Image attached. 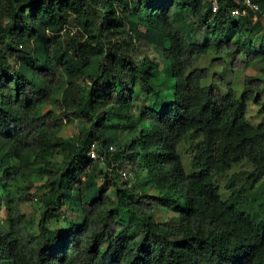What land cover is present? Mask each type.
<instances>
[{
	"label": "clouds",
	"instance_id": "9594fccd",
	"mask_svg": "<svg viewBox=\"0 0 264 264\" xmlns=\"http://www.w3.org/2000/svg\"><path fill=\"white\" fill-rule=\"evenodd\" d=\"M19 2L22 3L23 0H19ZM226 2L227 0H225ZM44 3L47 4L48 0H44ZM201 3L204 5V10H207L208 6L212 7L213 19L209 20V23H213L215 13L222 7L221 0H201ZM232 3L236 7H228L221 15L225 20L240 22V33L237 39L243 41L249 36H264V0H232ZM18 7L17 3L9 9L5 4L4 10L0 11V67L6 66L10 72L20 74L23 93L12 109L21 117L16 125L17 139L11 146L12 151L19 153L21 157L20 159L13 158L11 161L18 169L17 183L26 184L27 178L34 174L35 166L30 163L26 165L24 157L30 156L37 150L35 145L44 135L55 139L60 130L72 128L74 130L73 141L79 144L77 139L79 128H91V121L101 114L108 115L109 123L151 125L153 128L159 127L161 131L168 134L174 127L182 123H195L204 120L206 116L214 117L210 111L211 103H214L217 108L221 106L226 108L225 118L230 122L232 115L239 108L240 94L248 91V108L245 115L239 120L237 127L250 131L254 135L264 133V128L257 127L264 122V112H260V109L264 108V74H261L260 82L253 85H249L247 82L250 68L256 73L264 72V60L249 65L243 49L234 59L233 54L240 47L235 42L221 46L218 50L214 48L202 55L197 51L198 45L192 43V41L200 40L204 34L202 28L198 33L194 30L198 25L199 15L192 13L190 9L181 11L182 0H121L119 4L113 5L114 16L110 17L115 22L113 28L116 24L121 25L119 31L109 29L103 33L100 32V25L104 21L108 9L101 7V0H85V9L79 16L74 10L69 9H65V12L62 13L68 19V23L63 25L62 31L54 30L47 23L35 22L33 26L38 27L39 32L33 36L31 41L21 39L20 29L27 21L19 17L15 20L18 25L17 29L9 34L10 25L13 23L12 13ZM84 11L88 13L87 16L84 15ZM24 15L27 16V11L24 12ZM56 19L58 20L59 17ZM83 19L91 21V26L97 31L98 38L104 42L105 52H112L116 57L121 58L122 68L115 64L112 57L103 61V65L100 67V72L103 73L101 83L104 78L115 77L128 84L123 95L117 92L105 93L103 90L94 94L92 100L96 111L94 114H90L87 119L84 113H91V109L87 107V93L89 85L93 81L82 72L74 78L75 91L73 92L69 89L68 73L56 59L57 46L61 51H68L71 56V49H66L65 45L72 40L87 39L90 33H86L83 29ZM105 27L108 28V25ZM149 27L160 33L161 38L152 41L144 39ZM37 36L41 39L52 38L44 68L35 67V63L38 62L32 59L37 55ZM57 36H59L58 40ZM10 44L12 47L23 48L24 51L11 53L8 48ZM214 55H219L222 59L211 65L208 71H199L200 67L208 66L204 62L210 63L211 57ZM73 62L78 64L80 58H76ZM148 65L155 68V74L151 80L143 72V69ZM29 68L32 70L29 71ZM213 73L218 74L214 76ZM160 79H163L165 83L162 87H157L156 81ZM173 84L176 86V99L180 101L179 104L166 105V114L153 112L146 107L158 104L161 99H171L170 92ZM249 89L251 90L249 91ZM81 92L85 99L77 100L73 104L71 97L78 96ZM256 92L261 93V99L258 104H252ZM97 95L100 97L99 100H97ZM8 97L9 99L14 98L12 90H9ZM66 98L68 99L67 103H65ZM205 104H209L210 107L202 112L201 109ZM2 105L3 101L0 100V106ZM49 108L54 109V115H45ZM141 111L144 113L143 121L140 117ZM116 113H120L123 119H116ZM257 113L260 114L257 115ZM42 116L44 118L40 119ZM214 126L219 127L220 125ZM2 131L4 130L0 129V132ZM124 135L126 136L127 133L125 132ZM201 139L204 141L202 149L206 148L208 146L206 134H202ZM229 140L239 143L236 133H233ZM7 143L0 137V145H7ZM219 143L220 140H217V144ZM253 148H255V154L264 155V139L258 140L257 145H248L245 152ZM4 151L7 149L5 148ZM117 151V148L106 146L102 140H93L91 148L87 152V155L93 158L97 166L92 183L99 187L105 183L106 176L109 183H115L117 187H125L126 191L132 194L129 206L133 207L140 217L136 224L139 234L142 235L146 227L148 229L153 227L154 221L158 224L170 220L175 221L178 212H182L184 216H190L191 219H183L182 216L180 223H173V231L168 234L165 241L160 242L164 247H168V240H180L185 235L201 231L217 237L222 236L220 242L224 248H235V254L243 257L242 264H260L261 261H264V240L260 241L259 248L237 247L239 244L252 242L251 238L254 232L251 229L235 228L224 223L223 220H217L211 226L209 225L207 214L204 213L203 207L197 203L198 197L195 191L188 192L190 182L187 178H181L177 195L183 196L184 193H187L185 198L190 199L197 208L194 216L190 211L184 209L173 212V202L170 200L144 198L145 173L149 172L150 168L145 166L142 158H138L134 164L115 160ZM3 154V151H0V156ZM190 155H197L195 148L192 149ZM213 155L218 157L219 153ZM242 163L248 166V170H251L248 161H242ZM37 164L40 167H45L39 161ZM46 167L47 173H41L43 187L31 189L34 197L50 193L52 182L60 174L52 164ZM100 169H103L104 175H100ZM242 170L239 165H235L231 169L223 167L217 175V169H211L216 181L223 180L225 183L232 178V172ZM261 170L264 171V168ZM244 178L246 177L240 179L237 188L243 183ZM125 182L127 183L125 184ZM261 183L264 184V179ZM181 188L183 192L180 191ZM152 191H157V187H153ZM28 192L29 189L18 192L12 186V182L9 183L7 190L0 187V197L4 198L0 203V264H42V262L43 264H63L59 256L54 261L50 260L48 250L41 253L40 249L45 242L50 241L51 237L65 235V233L59 232L61 228L68 229L81 224V221L84 223L80 226L79 231L74 229L72 234H68L72 241L69 244L71 249L70 264H87V261L92 259L87 253V245L96 238L97 234L105 233L106 239L110 231L119 227L114 223L115 214H113L112 220L106 221L107 213L97 206L99 202L94 201L89 204L82 195H78L72 201L64 203L61 210L52 219L41 223L39 228L26 230L24 227L26 220L21 216V213L29 207L39 205L38 198L33 199L31 205L22 202L28 196ZM9 199L13 201L10 205L12 209L10 212L5 207ZM120 199L126 200L127 198L122 196ZM113 201H118L115 194H112L111 201H105V203L112 206ZM137 201H139L138 204ZM117 206L124 207L120 203ZM122 215L126 217L127 213H122ZM148 216H152L153 220L149 221ZM105 223L109 224L107 229ZM8 233H11L16 244L12 246L7 244ZM188 246L196 250L197 254L193 259L197 261V264H216L214 260L200 253L199 240L188 241ZM258 251L260 252L259 256L256 255ZM245 253H247L246 256ZM172 259L174 260V257ZM92 264H99L98 258L93 259ZM229 264L232 262L229 261Z\"/></svg>",
	"mask_w": 264,
	"mask_h": 264
},
{
	"label": "trees",
	"instance_id": "16d2710c",
	"mask_svg": "<svg viewBox=\"0 0 264 264\" xmlns=\"http://www.w3.org/2000/svg\"><path fill=\"white\" fill-rule=\"evenodd\" d=\"M121 0H101V7L108 9L105 14L104 21L100 25V32L103 33L109 29L119 31L121 25L116 24L113 28L114 21L110 17L114 16L113 5L119 4ZM19 4V7L12 13L13 23L10 25L9 34L15 31L18 27L15 20L19 17L27 22L20 29L21 39L31 41L33 36L39 32V28L33 26L35 22L40 21L47 23L54 30L62 31L63 25L68 23L66 15L62 13L65 9L74 10L79 16L81 11L85 9V0H48L45 4L44 0H0V11H3L5 4L11 9L14 4ZM222 7L215 13L211 6L204 10V5L201 0H182V8L190 9L192 13L199 15L198 25L195 31L204 30V35L198 41H192L198 45L197 51L202 55L210 52L214 48L218 50L221 46L235 42L240 45L237 48L235 56L239 54L241 49L245 53V57L251 65L255 61L264 60V36L252 37L241 41L237 39L240 33V22L237 20H225L222 17L228 7H236L232 0H221ZM27 11V16L24 12ZM84 15L88 13L84 11ZM59 17L57 20L56 18ZM59 25V28L57 26ZM108 25V28L105 27ZM82 27L86 33H90L87 39L79 41L72 40L67 45L66 49H71L72 55L68 51H61L59 46L56 48V59L65 71L68 73L69 89H74V78L78 77L82 72L87 74L89 79L93 81L89 85L87 93V107L91 109V113H84L87 119L90 114H94L96 109L92 100V96L98 91L103 90L105 93L117 92L123 95L128 84L125 81L116 79L115 77L104 78L101 83L103 73L100 72V67L103 61L109 57L113 58L115 64L122 68L121 58L116 57L112 52H105L103 40L98 38L97 31L91 26L89 19H83ZM149 41L160 39L161 34L149 27L146 36L143 37ZM59 36H57V40ZM37 55L32 58L35 67L44 68L47 63L48 49L52 44V38L41 39L37 36ZM9 52H23L20 47L8 46ZM76 58H80V62L74 63ZM90 58V59H86ZM222 59L221 56L215 55L211 59L212 64H216L217 60ZM96 61V63L94 62ZM95 65L94 70L92 67ZM28 67V65H26ZM32 69L29 68V71ZM201 72L209 70L208 66H202L198 69ZM144 75L151 80L155 74V68L148 65L143 69ZM218 73H213L217 75ZM259 76H248V84L253 85L260 82ZM30 82V81H29ZM165 81L160 79L156 81L157 87H162ZM99 86V87H98ZM82 87V86H80ZM14 92V98L9 99L8 92ZM251 89H249L250 91ZM134 91V89H132ZM22 85L20 74H14L9 71L8 67H0V100L3 105L0 106V137L6 140L7 145H0V151L3 155L0 156V187L5 190L12 182V186L18 191L29 189L28 196L23 199V203L30 204L33 199H39V205L32 207L33 212L23 211L21 216L25 218V229L39 228L41 223L52 219L62 208L64 203H68L77 197H82L91 204L94 201L99 202L98 207L106 211L105 220H112L115 214L114 223L119 225L107 234H97L96 238L87 245V253L92 259L87 261V264H92L93 259L99 260V264H197L193 257L197 254L188 246V241L199 240L201 244L200 253L216 264H242L243 257L237 256L236 249H226L220 242L222 236H213L201 231L185 235L180 240H168V247H164L162 243L166 240L169 233L173 231V223H180L181 217L190 220V216H184L182 212H178L175 221H168L163 224L153 222V227L145 228L143 234H139L136 229L137 221L140 217L129 206L132 201V194L126 191L125 187H117L115 183H109L105 176V183L97 187L93 180V174L97 170L94 160L87 155L90 150L93 140L100 141L108 147L117 148L115 160L121 163L134 164L138 158H142L145 166L150 168L149 172L145 173L144 179V198L152 200H170L172 201V211L177 212L178 209L190 211L194 216L197 208L188 198L187 193L183 196L177 195V188L182 177L189 180L188 192L195 191L198 197L197 203L203 207L204 213L207 214L209 225L217 220H223L224 223L235 228L251 229L254 232L252 242L248 244H239V248H259L260 241L264 240V184L261 183L264 179V155L255 154V148L245 152L248 145H257L258 140L264 139V133L258 135L252 134L243 128L237 127L239 120L245 115L247 110L248 91H244L239 97V108L232 115L229 122L225 118L227 111L223 106L217 108L214 103H211L210 111L214 117H205L204 120L191 123L185 122L177 127H174L168 134H165L159 127L153 128L148 126L128 125L122 123H109L107 114L96 116L91 121V128L83 127L79 130L77 139L79 144L73 141V138L65 139L61 136V131L57 132L55 139L44 135L43 138L35 145L37 149L30 156L24 157L26 165L28 163L35 166L34 174L27 178V183H17L18 169L11 161L13 158L20 159L19 153L12 151V145L15 143L16 125L21 120L12 109L17 100L21 98ZM157 95H160L157 93ZM171 99H161L158 104L147 105L153 112L167 113L166 105H177L180 103L176 99V86L170 92ZM85 97L81 92L78 96L73 95L71 102L75 104L77 100H84ZM100 97L97 95V100ZM261 99V93L256 92L252 104H258ZM68 102L66 98L65 103ZM209 104H205L201 111L209 109ZM231 107V105H228ZM264 112V108L260 109ZM260 114V113H259ZM47 116L54 115V109L51 108L45 113ZM182 115V114H181ZM141 121H143L144 113H140ZM44 117H40L43 119ZM116 119H123L120 113H116ZM103 121V122H102ZM159 123V122H157ZM214 125H220L216 127ZM264 128V122L257 126ZM250 128V126H249ZM118 131H117V130ZM117 132H114V131ZM120 131V132H119ZM127 135H123L124 133ZM236 133L239 143L230 141L229 138ZM121 134V136H119ZM202 134H206L208 146L202 149L204 141L201 139ZM190 137V152L195 148L197 155L190 158V170H185L181 159L180 146L185 139ZM195 139H191V138ZM217 140L220 143L217 144ZM7 151H4V149ZM219 153L218 157L213 155ZM240 153L239 155L237 153ZM41 162L45 167H40L37 162ZM248 161L251 170L248 166L242 163ZM52 164L53 167L60 173L56 180L52 182L50 193H43L39 197H34L31 189L43 187L41 183V173H47V165ZM63 165V166H61ZM239 165L242 171L232 172V178L221 187L220 182L216 181L215 176L211 171L212 168L217 169V175L223 167L231 169L233 166ZM119 167V165H117ZM100 175H104L103 169L99 170ZM242 177L243 183L237 188V184ZM127 182H125L126 184ZM153 187H157V191L153 192ZM166 189V191H165ZM255 190V191H253ZM183 192V189H180ZM115 194L118 201H113L112 206L106 205L105 201H111V195ZM163 193V194H161ZM127 199H120L121 197ZM0 197V203L3 202ZM13 203L11 199L7 201L5 207L10 212V205ZM118 203L124 207L117 206ZM139 201H137V204ZM127 213V216L122 213ZM203 214V213H202ZM149 221L153 220L152 216H148ZM84 223L74 225L68 229L59 230L65 235H57L50 238V241L45 242L40 252L48 250V258L56 260L59 256L63 264H70L71 249L69 244L72 243L68 234H72L74 229L79 231L80 226ZM109 227L105 223V228ZM248 239V237H245ZM17 242L12 239L11 233H8L7 244L12 246ZM106 245V246H105ZM260 252L256 253L259 256ZM245 256L247 253L244 254ZM174 257V260L172 259ZM43 264V262H42ZM260 264H264L261 261Z\"/></svg>",
	"mask_w": 264,
	"mask_h": 264
},
{
	"label": "rangeland",
	"instance_id": "374dc122",
	"mask_svg": "<svg viewBox=\"0 0 264 264\" xmlns=\"http://www.w3.org/2000/svg\"><path fill=\"white\" fill-rule=\"evenodd\" d=\"M204 35V34H203ZM202 38V37H201ZM215 57V55L214 56H212L211 57V59L212 58H214ZM95 63H96V61H94ZM256 62V61H255ZM205 64H208V67H210L211 65H213L212 63H211V60H210V63L208 62V61H205L204 62ZM254 63V62H253ZM252 63V64H253ZM94 68H95V65L92 67V70H94ZM261 74H264V72H262V73H256L253 69H249V76H251V75H254V76H259V77H261ZM247 107H248V105H247ZM49 110H51V108H49L48 109V111ZM47 111V112H48ZM257 115H259V113H257ZM83 127H80L79 128V130L80 129H82ZM79 130H78V132H79ZM117 130V129H116ZM114 131V132H117V131ZM120 132V131H119ZM73 133H74V130L72 129V128H65V129H62V131H61V136L63 137V138H65V139H68V138H72L73 137ZM124 135V134H123ZM122 135V136H123ZM119 136H121V134H119ZM121 136V137H122ZM191 139H195L194 137L193 138H191ZM185 145H187L186 147H185ZM189 152H190V137H188L185 141H184V143L180 146V154H181V159H182V162H183V164H184V167H185V170L187 171V172H189V170H190V166H189V163H190V158H189ZM4 172H3V170L2 171H0V174L2 175ZM220 185H221V187H223V185H224V182H223V180H221L220 181ZM110 195L112 196V193H110ZM30 205V204H29ZM25 211H27V212H33V209H32V207H29V208H27ZM64 228H61L60 229V231L61 230H63Z\"/></svg>",
	"mask_w": 264,
	"mask_h": 264
},
{
	"label": "built area",
	"instance_id": "2783aa9c",
	"mask_svg": "<svg viewBox=\"0 0 264 264\" xmlns=\"http://www.w3.org/2000/svg\"><path fill=\"white\" fill-rule=\"evenodd\" d=\"M211 10H212V7H211ZM213 12V11H212ZM91 148V147H90ZM92 158V157H91ZM93 159V158H92Z\"/></svg>",
	"mask_w": 264,
	"mask_h": 264
}]
</instances>
